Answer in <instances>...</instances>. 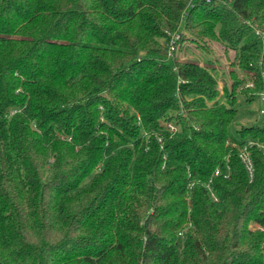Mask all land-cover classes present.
I'll use <instances>...</instances> for the list:
<instances>
[{"label": "trees", "instance_id": "trees-1", "mask_svg": "<svg viewBox=\"0 0 264 264\" xmlns=\"http://www.w3.org/2000/svg\"><path fill=\"white\" fill-rule=\"evenodd\" d=\"M181 26L254 89L212 103L209 67L169 54ZM259 29L264 0H0V264H264V152L253 182L238 154L264 121L231 133Z\"/></svg>", "mask_w": 264, "mask_h": 264}, {"label": "rangeland", "instance_id": "rangeland-1", "mask_svg": "<svg viewBox=\"0 0 264 264\" xmlns=\"http://www.w3.org/2000/svg\"><path fill=\"white\" fill-rule=\"evenodd\" d=\"M180 29L183 31V26ZM258 31H262V29ZM181 38L182 40L180 39L181 42L176 49L177 60L180 62H197L201 66L209 67L210 72L217 80L216 90H219L220 95L213 99L212 103L215 102L214 100L225 103L226 96L231 92L235 80L243 82L238 90L243 88L254 89V83L247 76L246 71L241 68L235 50L221 42L201 37L192 32L183 31ZM262 38L264 39V31H262ZM186 97L194 98V96ZM250 99L251 101H248ZM235 108L238 114L231 125V133L235 137H239L237 132L243 127L261 126L263 124L264 114L261 111L264 110V101L260 94L252 95V91H249L248 94H239ZM179 125H177L178 130L180 129Z\"/></svg>", "mask_w": 264, "mask_h": 264}, {"label": "built area", "instance_id": "built-area-1", "mask_svg": "<svg viewBox=\"0 0 264 264\" xmlns=\"http://www.w3.org/2000/svg\"><path fill=\"white\" fill-rule=\"evenodd\" d=\"M193 1H202L207 4L212 2V0H193ZM257 33L259 34V31H257ZM168 37H169V44H168L169 54H172L177 49L178 42L181 39V34L179 32L169 33ZM260 95L262 97V100L264 101V92L260 93ZM261 112L262 114H264V110H262ZM165 126L172 134H175L176 132H178V128L174 124L166 123ZM234 146L237 147L236 145ZM253 148H256L264 152V143H259L256 141L248 140L243 144V146L238 147V151H239L238 154H239L240 161L249 177L250 182H253L255 173H256L255 164L253 161L252 151H251ZM216 174H219V171H216ZM210 183L206 185V188L209 191V194L211 198L213 199V201L217 202L218 199ZM193 185L194 183H190V188H192ZM250 228L255 229V230H260L264 235V224L255 222L250 225ZM180 236H182V233H180ZM262 248L264 250V243L262 245Z\"/></svg>", "mask_w": 264, "mask_h": 264}]
</instances>
